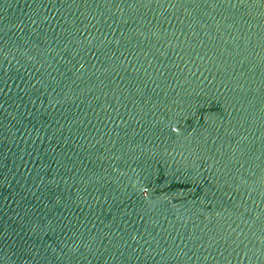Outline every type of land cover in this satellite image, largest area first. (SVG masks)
Segmentation results:
<instances>
[{
  "label": "water",
  "instance_id": "water-1",
  "mask_svg": "<svg viewBox=\"0 0 264 264\" xmlns=\"http://www.w3.org/2000/svg\"><path fill=\"white\" fill-rule=\"evenodd\" d=\"M0 264H264V0H0Z\"/></svg>",
  "mask_w": 264,
  "mask_h": 264
}]
</instances>
